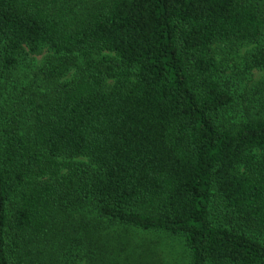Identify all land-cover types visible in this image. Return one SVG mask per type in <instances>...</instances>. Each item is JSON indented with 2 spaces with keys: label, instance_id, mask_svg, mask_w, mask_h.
Returning a JSON list of instances; mask_svg holds the SVG:
<instances>
[{
  "label": "trees",
  "instance_id": "16d2710c",
  "mask_svg": "<svg viewBox=\"0 0 264 264\" xmlns=\"http://www.w3.org/2000/svg\"><path fill=\"white\" fill-rule=\"evenodd\" d=\"M159 236L264 264V0H0V264H163Z\"/></svg>",
  "mask_w": 264,
  "mask_h": 264
},
{
  "label": "rangeland",
  "instance_id": "374dc122",
  "mask_svg": "<svg viewBox=\"0 0 264 264\" xmlns=\"http://www.w3.org/2000/svg\"><path fill=\"white\" fill-rule=\"evenodd\" d=\"M47 56V51L39 56L27 55L22 58L20 65L17 67V71L11 75L13 76L12 80H14V83L4 90L11 92L10 101L12 102L11 105L13 110H15L14 104L18 102V99H28L32 91L37 89V85L41 81L39 82V80L36 79L35 74H39V68ZM228 61L229 59H225V63ZM225 66H227V64H225ZM227 72L230 71L227 70ZM253 73L254 78H252V80L255 82L263 75L261 72L257 71ZM14 88H17L18 91L15 92ZM23 110L24 109H21L19 113ZM16 114H18V112H16ZM81 162H84V160H81ZM159 238V254L162 255L163 264H188V251L181 239L167 238L166 236H159Z\"/></svg>",
  "mask_w": 264,
  "mask_h": 264
}]
</instances>
